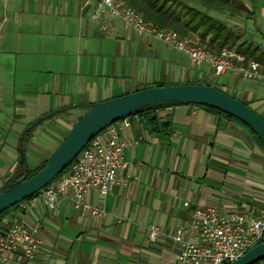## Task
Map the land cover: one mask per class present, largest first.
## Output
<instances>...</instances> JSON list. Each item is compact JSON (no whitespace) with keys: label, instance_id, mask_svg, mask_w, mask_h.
Returning a JSON list of instances; mask_svg holds the SVG:
<instances>
[{"label":"crops","instance_id":"1","mask_svg":"<svg viewBox=\"0 0 264 264\" xmlns=\"http://www.w3.org/2000/svg\"><path fill=\"white\" fill-rule=\"evenodd\" d=\"M242 2L251 11L243 40L264 50V0ZM204 66L109 13L96 16L84 0H0V189L22 150L30 167L36 153H51L33 143L39 131L60 143L93 105L158 81L202 82ZM245 80L252 84L239 99L264 118V79ZM144 109L119 123L130 142L119 183L106 196L92 188L85 197L106 214L75 209L70 193L51 212L37 195L22 216L39 220L36 258L2 253L0 264H174L177 230L198 237L197 207L252 213L261 206L264 149L244 124L194 103ZM13 215L0 221V235Z\"/></svg>","mask_w":264,"mask_h":264},{"label":"built area","instance_id":"2","mask_svg":"<svg viewBox=\"0 0 264 264\" xmlns=\"http://www.w3.org/2000/svg\"><path fill=\"white\" fill-rule=\"evenodd\" d=\"M84 2L93 7L96 16L109 13L121 19L136 35L157 39L185 54L198 66H210L211 72L202 78V82L215 84L216 78L226 72L243 79H264L262 61L235 48L208 49L195 34L183 35L173 27L159 26L145 19L126 0ZM119 123L129 125V116L107 125L81 150L67 171L40 190L38 195L47 210L54 212L60 199L70 193L75 209L94 215L106 214L104 207L91 205L85 197L92 188L106 196L120 181L119 173L126 166L125 151L130 142L120 137ZM261 203L260 207L253 206L252 213H225L197 207L192 225L197 227L198 237L186 239L183 228L177 230L173 236L177 245L174 264H229L241 257L264 238V199ZM34 205L30 198L19 202L13 209L12 222L0 235V254L21 252L29 259L36 258L42 243L39 220L27 223L22 218ZM184 205L188 206L189 202ZM155 234L156 229H150L149 235L153 237Z\"/></svg>","mask_w":264,"mask_h":264},{"label":"water","instance_id":"3","mask_svg":"<svg viewBox=\"0 0 264 264\" xmlns=\"http://www.w3.org/2000/svg\"><path fill=\"white\" fill-rule=\"evenodd\" d=\"M163 102L194 103L222 110L245 123L264 147L263 116L245 101L217 86L206 83H172L143 87L105 99L84 112L48 155L44 167L0 192V214L52 182L107 125ZM23 159L24 155H21V161ZM263 258L264 241H261L229 264H252Z\"/></svg>","mask_w":264,"mask_h":264},{"label":"trees","instance_id":"4","mask_svg":"<svg viewBox=\"0 0 264 264\" xmlns=\"http://www.w3.org/2000/svg\"><path fill=\"white\" fill-rule=\"evenodd\" d=\"M126 1L129 5L134 7L141 14H143L145 19L150 20L158 24L159 26L173 27L183 35L196 34L200 38V40L206 44L208 49L220 50L222 47L225 46L230 48H235L264 63V50H262L258 45H254L245 40H242V34L240 32L232 29L230 26L227 25L226 22L221 20L219 17L209 13V9H214L218 12L228 13L231 16H242V15L251 14L250 9L242 2V0H126ZM186 83H205V82H186ZM167 84L169 83L165 81H158L154 85H167ZM206 84L211 85L210 83H206ZM245 102L249 104V102L247 101ZM203 106H206L214 111L222 113L233 119H236L240 123L244 124L251 132L254 139L263 147L260 139L245 123H243L236 117H233L232 115L222 110L207 105H203ZM142 110L145 109H141L140 111ZM24 140H27L26 136ZM21 153L22 155H24L23 150ZM46 162H47V158L42 162L38 163L37 165L30 167L26 163L25 158L22 161L20 158L16 174L5 181L4 185L0 189V192L8 189L12 184L16 183L19 180L29 178L37 171H39L42 167H44ZM68 168L69 167H67L63 172L67 171ZM39 192L40 191L35 192L27 199L37 196ZM16 207L17 204L10 207L2 214H0V221L3 219L5 214H7ZM262 241H264V238ZM261 260H258L252 264H258Z\"/></svg>","mask_w":264,"mask_h":264},{"label":"rangeland","instance_id":"5","mask_svg":"<svg viewBox=\"0 0 264 264\" xmlns=\"http://www.w3.org/2000/svg\"><path fill=\"white\" fill-rule=\"evenodd\" d=\"M209 13L219 17L221 20H223L224 22L228 23L230 25V27L233 28L235 31H237V29H240V31H239L240 33L242 32V34H243V30L246 32V24H245V22L247 20V16L246 15H243L244 18L241 17V19L238 20L237 18L232 17L228 13L218 12V11H216L214 9H209ZM243 39H245V37H242V40ZM173 53L175 55L177 54L176 52H173ZM204 69H205V71H207L206 74L211 72L210 66H208L206 64L204 66ZM233 75L234 74L229 73V72H227L226 74L223 73V74L219 75L216 78V82H215L214 85L224 89L229 94L239 98V92L241 90H244V89L248 88L249 85L252 84V81L251 80H245V79H242V78L237 79ZM228 86H230V87H228ZM65 135H67V134L63 133V136H65ZM33 143L36 144L39 147L47 146V148L42 149L47 154L50 151V149L53 150L59 144V142H57L55 139H53L46 130L39 131L36 134V137L33 139ZM50 145H53L54 148L52 146H50ZM35 156H36V158H33L31 160V165L32 166H35L40 161L45 160L44 156H42L39 153H36ZM16 172H17V170H15L10 177H13L16 174ZM258 264H264V259H262Z\"/></svg>","mask_w":264,"mask_h":264}]
</instances>
